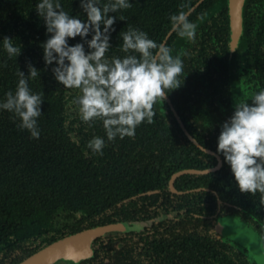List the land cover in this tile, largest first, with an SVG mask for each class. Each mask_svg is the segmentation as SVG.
<instances>
[{"label":"trees","instance_id":"16d2710c","mask_svg":"<svg viewBox=\"0 0 264 264\" xmlns=\"http://www.w3.org/2000/svg\"><path fill=\"white\" fill-rule=\"evenodd\" d=\"M197 1L130 0L132 7L122 12L125 21L113 25L108 54L123 55L118 32L128 25L162 42L169 15L182 6L188 11ZM35 3L0 0V38L12 37L21 46L13 58L0 49V98L14 89L16 69L27 75L29 62L38 77L28 85L43 93L38 139L17 127L11 113L0 110V264H16L85 228L118 222L137 223L139 230L124 232L130 235L118 240L110 235L119 231L102 235L105 243L93 256L100 261L89 259L88 264H255L244 249L214 231L218 217L233 213L264 237L260 194L241 193L215 149L233 102L264 87V0L243 1L241 34L233 48L228 0H203L189 14L197 23L195 42L173 32L166 40L174 55L180 50L189 53L182 57L181 86L167 96L188 132L222 158L216 171L177 177L178 190L192 189L182 194L169 189L172 173L212 167L217 159L185 135L166 99L153 105L152 122H141L133 137L106 141L102 154L85 155V142L104 136V131L99 121L89 127L75 118L68 107L75 90L63 89L51 74L52 65H44L39 44L46 34ZM61 3L71 15L80 12L78 0ZM148 190L158 191L141 194ZM58 262L73 264L70 259Z\"/></svg>","mask_w":264,"mask_h":264},{"label":"clouds","instance_id":"9594fccd","mask_svg":"<svg viewBox=\"0 0 264 264\" xmlns=\"http://www.w3.org/2000/svg\"><path fill=\"white\" fill-rule=\"evenodd\" d=\"M78 4L80 12L71 15L61 0H36L35 13L42 19L46 34L39 46L44 65H52L54 80L63 89L75 90L68 101L75 118L89 127L100 122L104 136L94 135L85 142V155H99L106 141L133 137L141 122H152L153 105L181 86L182 57L189 53L180 50L174 55L168 44L128 25L118 32V48L123 55L108 54L113 46L109 43L113 25L116 20L125 21L122 12L132 7L130 0H78ZM188 16L183 6L170 14L169 31L193 43L197 23ZM76 37L79 40L70 44L69 40ZM0 49L13 58L20 54L21 46L5 36L0 38ZM26 68L27 75L16 69L15 87L0 98V110L11 113L17 127L38 139L43 93L28 85L29 79L38 77V69L30 62ZM69 138L79 142L73 133ZM215 150L228 165L238 190L259 193L264 205V87L233 102L232 114L220 125Z\"/></svg>","mask_w":264,"mask_h":264},{"label":"water","instance_id":"95a60500","mask_svg":"<svg viewBox=\"0 0 264 264\" xmlns=\"http://www.w3.org/2000/svg\"><path fill=\"white\" fill-rule=\"evenodd\" d=\"M203 0H198L191 8L188 10L189 14L202 2ZM244 0H228L229 4V20L231 27V47L233 48L240 36L241 28H242V17H241V9ZM172 32L168 31L164 40L162 42L166 43L167 38L170 36ZM167 103L169 104L171 110L173 111L176 120L178 121L180 127L183 129L185 135L199 148L202 150L205 149L206 153L215 155L217 159V163L208 168L197 169V168H185L172 173L169 178L168 186L171 192L182 194L184 192H189L191 190H178L174 182L177 177L183 174L191 173V174H205L208 172L218 170L222 165V158L219 154L214 152L213 150L201 146V144L188 132L185 128L180 116L172 105L169 97L166 95L165 97ZM204 151V150H203ZM195 190V189H193ZM158 190H148L141 194H152L157 192ZM218 206L221 204V199L218 198ZM119 230H137L133 225L125 222L118 223H109L105 225H98L93 227H88L83 230L77 231L70 235L64 236L60 239L55 240L54 242L45 245L41 249L35 251L31 255L27 256L20 262L16 264H53L58 259H70L72 261H77L80 258L88 256V251L91 250V242L98 236L104 235L108 232L119 231ZM215 231V230H214Z\"/></svg>","mask_w":264,"mask_h":264},{"label":"rangeland","instance_id":"374dc122","mask_svg":"<svg viewBox=\"0 0 264 264\" xmlns=\"http://www.w3.org/2000/svg\"><path fill=\"white\" fill-rule=\"evenodd\" d=\"M132 225L139 230L137 223ZM214 230L223 240L244 249L249 259L255 264H264L263 235L239 215L230 213L218 217ZM90 251H88V254Z\"/></svg>","mask_w":264,"mask_h":264},{"label":"flooded vegetation","instance_id":"af4514ba","mask_svg":"<svg viewBox=\"0 0 264 264\" xmlns=\"http://www.w3.org/2000/svg\"><path fill=\"white\" fill-rule=\"evenodd\" d=\"M128 231H132V230H128ZM112 232H115V231H112ZM124 232H127V231H124L123 230V231H119L117 234L116 233L115 234L113 233V235H110V234H108V235L112 236V239L113 240H115V239L118 240L117 238L120 237V236L123 237L124 235H126V236L130 235V233H124ZM108 233H110V232H108ZM106 235H107V233H106ZM105 239H106V237H102V235L96 237L95 239H93L92 242H91V244H90V246H91V253L88 256H86V257H84L82 259H79V260L75 261V263L76 264H88L89 263V259H92V260H94V262L98 263L100 261V256H97L95 259H94L93 256L95 255L96 250L99 249L100 244ZM103 243H105V241ZM59 260H64V259L60 258L57 261H59ZM57 261L54 262L53 264H63V263H60V262L57 263Z\"/></svg>","mask_w":264,"mask_h":264}]
</instances>
